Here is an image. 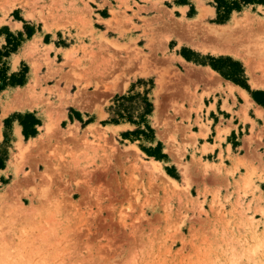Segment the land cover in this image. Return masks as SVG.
<instances>
[{
  "label": "rangeland",
  "instance_id": "rangeland-1",
  "mask_svg": "<svg viewBox=\"0 0 264 264\" xmlns=\"http://www.w3.org/2000/svg\"><path fill=\"white\" fill-rule=\"evenodd\" d=\"M227 1L0 0V264H264V0Z\"/></svg>",
  "mask_w": 264,
  "mask_h": 264
},
{
  "label": "trees",
  "instance_id": "trees-1",
  "mask_svg": "<svg viewBox=\"0 0 264 264\" xmlns=\"http://www.w3.org/2000/svg\"><path fill=\"white\" fill-rule=\"evenodd\" d=\"M218 3L219 16L220 20H227L228 15L230 14L233 8H239V3L232 1L230 3L227 0H216ZM181 2V1H180ZM222 9V10H221ZM14 49V48H13ZM11 52V49L6 50L3 55H8ZM0 52V56H1ZM1 60V57H0ZM24 82V75L22 74L19 77L13 76L12 84H22ZM6 82L0 84V90L6 86ZM139 101V102H138ZM153 110V104L150 102L147 96H142L140 93L135 95H116L114 104L110 106L111 111V122L119 123L122 119H127L132 123L140 125L144 123L146 129L153 131L152 127L146 122V116L151 113ZM136 118H139L138 121ZM40 120L32 113H27L22 120L23 131L26 137L30 135H35L37 133V124H40ZM137 132L145 133L144 129L140 126L135 129ZM160 147V143L156 148ZM159 157L164 156V154H156ZM2 166V162H0Z\"/></svg>",
  "mask_w": 264,
  "mask_h": 264
},
{
  "label": "bare ground",
  "instance_id": "bare-ground-1",
  "mask_svg": "<svg viewBox=\"0 0 264 264\" xmlns=\"http://www.w3.org/2000/svg\"><path fill=\"white\" fill-rule=\"evenodd\" d=\"M222 29H223V28H222ZM226 49H228V48H226ZM228 50H229V49H228ZM228 50H227V51H228ZM234 51H235V50H234Z\"/></svg>",
  "mask_w": 264,
  "mask_h": 264
}]
</instances>
